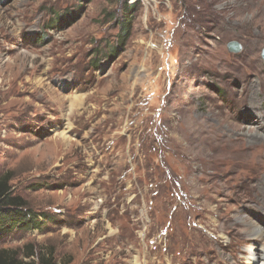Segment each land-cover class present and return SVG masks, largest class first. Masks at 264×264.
Instances as JSON below:
<instances>
[{"label":"rangeland","instance_id":"1","mask_svg":"<svg viewBox=\"0 0 264 264\" xmlns=\"http://www.w3.org/2000/svg\"><path fill=\"white\" fill-rule=\"evenodd\" d=\"M122 1L0 0V177L41 223L0 248L248 264L254 244L264 262V139L247 148L264 137V0H128L129 28Z\"/></svg>","mask_w":264,"mask_h":264},{"label":"trees","instance_id":"2","mask_svg":"<svg viewBox=\"0 0 264 264\" xmlns=\"http://www.w3.org/2000/svg\"><path fill=\"white\" fill-rule=\"evenodd\" d=\"M137 0H135L136 2ZM122 17L121 22H125L129 28L130 20L123 19L125 10H132V6H128V0L122 1ZM121 24V28H123ZM127 32V30H126ZM9 176L2 175L0 177V239L9 237L15 233L29 232L40 229L38 215L34 214L27 206L23 198L13 195L9 186ZM17 250L0 248V264H52L49 258H40L38 262L33 259L28 261L19 258ZM32 249L26 253L25 257H33Z\"/></svg>","mask_w":264,"mask_h":264},{"label":"bare ground","instance_id":"3","mask_svg":"<svg viewBox=\"0 0 264 264\" xmlns=\"http://www.w3.org/2000/svg\"><path fill=\"white\" fill-rule=\"evenodd\" d=\"M252 86V85H251ZM252 88H253V86H252ZM253 97V96H252ZM252 100V99H251ZM82 101V97L79 95V96H75V97H73V99H72V101L70 102L71 104V107H74L75 105H80V102ZM70 107V108H71ZM70 123V122H69ZM68 123V124H69ZM257 129V128H256ZM64 139H67V136L65 135V133L63 132V133H61L60 135H59V138L58 139H55L56 140V142H58V141H60V142H63L64 141ZM264 139V137L262 136V135H258L257 133H255V134H250L249 135V139H248V143H247V148H251L252 150L254 149V147H255V145L257 144H259L260 143V141L261 140H263ZM256 145V146H257ZM243 147H245V146H243ZM243 149V148H242ZM238 150V149H237ZM236 150V151H237ZM245 150H247V149H245ZM244 150V151H245ZM239 151H241V150H239ZM254 151V150H253ZM257 153V152H256ZM261 153V152H260ZM258 154V153H257ZM231 155V154H230ZM254 159V158H257L256 157V155H255V151H254V154L252 155V157H250V159ZM249 160V159H248ZM249 223H251V222H249ZM250 227L254 230V234H252L254 237H256V238H258V237H260V236H263L264 235V227H261V226H258L257 224H251L250 225ZM255 238V239H256ZM255 248H257V246L256 245H252V246H250V248H248V250H249V255H248V259H250V260H246L247 261V263L248 264H264V262H263V260H257V255H253L254 254V251H255ZM259 256H260V254H259ZM134 264H138L136 261H134Z\"/></svg>","mask_w":264,"mask_h":264},{"label":"water","instance_id":"4","mask_svg":"<svg viewBox=\"0 0 264 264\" xmlns=\"http://www.w3.org/2000/svg\"><path fill=\"white\" fill-rule=\"evenodd\" d=\"M227 46H228V49H229L230 51H235V52L239 51L240 48H241L240 44L237 43V42H235V41H231V42H229ZM262 58H263V60H264V49H263V51H262Z\"/></svg>","mask_w":264,"mask_h":264}]
</instances>
